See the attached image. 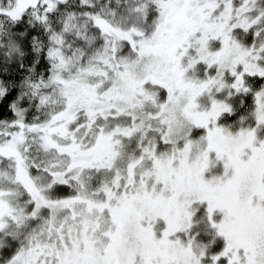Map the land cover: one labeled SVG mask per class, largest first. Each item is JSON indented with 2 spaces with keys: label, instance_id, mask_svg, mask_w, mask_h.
Wrapping results in <instances>:
<instances>
[{
  "label": "snow or ice",
  "instance_id": "snow-or-ice-1",
  "mask_svg": "<svg viewBox=\"0 0 264 264\" xmlns=\"http://www.w3.org/2000/svg\"><path fill=\"white\" fill-rule=\"evenodd\" d=\"M0 264H264V0H0Z\"/></svg>",
  "mask_w": 264,
  "mask_h": 264
}]
</instances>
